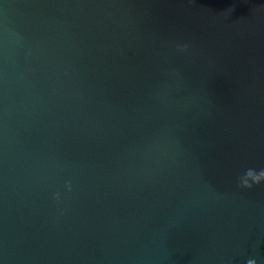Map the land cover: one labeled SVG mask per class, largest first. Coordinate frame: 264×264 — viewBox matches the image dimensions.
<instances>
[{
    "label": "water",
    "instance_id": "water-1",
    "mask_svg": "<svg viewBox=\"0 0 264 264\" xmlns=\"http://www.w3.org/2000/svg\"><path fill=\"white\" fill-rule=\"evenodd\" d=\"M249 168L264 0H0V264H264Z\"/></svg>",
    "mask_w": 264,
    "mask_h": 264
},
{
    "label": "clouds",
    "instance_id": "clouds-1",
    "mask_svg": "<svg viewBox=\"0 0 264 264\" xmlns=\"http://www.w3.org/2000/svg\"><path fill=\"white\" fill-rule=\"evenodd\" d=\"M186 50V46L181 48V51ZM264 183V169L257 172L255 169L249 168L247 169L243 175L238 178V186L241 188H252L254 185H259ZM68 190H72L71 182L67 184ZM55 198L59 200L61 198L60 193H56ZM247 264H257L255 259H249Z\"/></svg>",
    "mask_w": 264,
    "mask_h": 264
}]
</instances>
